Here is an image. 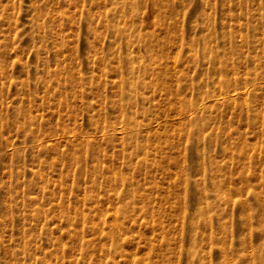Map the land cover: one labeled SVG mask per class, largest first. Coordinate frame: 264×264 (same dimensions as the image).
I'll return each instance as SVG.
<instances>
[{
	"label": "rangeland",
	"instance_id": "1",
	"mask_svg": "<svg viewBox=\"0 0 264 264\" xmlns=\"http://www.w3.org/2000/svg\"><path fill=\"white\" fill-rule=\"evenodd\" d=\"M0 264H264V0H0Z\"/></svg>",
	"mask_w": 264,
	"mask_h": 264
},
{
	"label": "bare ground",
	"instance_id": "2",
	"mask_svg": "<svg viewBox=\"0 0 264 264\" xmlns=\"http://www.w3.org/2000/svg\"><path fill=\"white\" fill-rule=\"evenodd\" d=\"M147 19V18H146ZM222 65V64H221ZM223 65H224V63H223ZM223 68V67H222ZM224 68H226V66H224ZM224 70V69H223ZM132 71V70H131ZM130 71V72H131ZM229 73V72H228ZM237 74V73H236ZM223 78V77H222ZM245 78V77H244ZM258 78V77H257ZM241 79V78H240ZM239 79V80H240ZM258 80V79H257ZM226 81H227V79H226ZM232 81V80H231ZM223 82H225V81H223ZM258 82V81H257ZM261 82V81H260ZM225 83H227V82H225ZM237 83V82H236ZM240 83V82H239ZM243 83H245V84H247V79H244L243 80V82H242V84ZM252 83H254V82H252ZM230 84H231V82H230ZM258 84V83H257ZM228 85V84H227ZM252 85V84H251ZM250 85V86H251ZM225 86V85H224ZM244 86H246V85H244ZM254 86V85H253ZM231 87V86H230ZM229 87V88H230ZM225 88V87H224ZM224 88H223V90H224ZM250 88V87H249ZM220 89V88H219ZM227 89H228V87H227ZM227 89H225L226 91L225 92H227ZM236 91H238V92H236V93H234L233 95H230V94H223V97L219 100V101H221V103H219V104H223V102H225V103H227L226 105H228V103L229 104H234V106H238V107H240V108H243L244 106H247L246 105V100L243 102V104L244 105H240V104H238L239 103V101L241 100V99H244V98H249L248 96H249V94H250V92L248 93V88H246V89H244V91H240V90H236ZM231 92V91H230ZM253 92V91H252ZM251 92V93H252ZM232 93V92H231ZM252 95L254 96V94L252 93ZM252 96V97H253ZM131 99V98H130ZM213 100H215V99H213ZM213 102V101H212ZM211 102V103H212ZM238 102V103H237ZM242 102V101H241ZM133 103V102H132ZM130 105V104H129ZM206 107V106H205ZM203 108H204V106H203ZM198 116V115H197ZM201 122V121H200ZM129 123V122H128ZM134 123V122H133ZM190 124V123H189ZM192 124V123H191ZM190 126V125H189ZM193 126V125H192ZM203 136V135H202ZM208 136H210V134L208 135ZM212 138L213 137H211V140H212ZM216 139V138H215ZM201 140V139H200ZM207 142V141H206ZM214 142V141H213ZM197 155V154H196ZM212 161V160H211ZM218 184V183H217ZM117 224V223H116ZM116 227H118V226H116ZM195 251V250H194ZM190 252V251H189ZM191 252H192V250H191ZM194 253V252H193ZM193 255V254H192Z\"/></svg>",
	"mask_w": 264,
	"mask_h": 264
}]
</instances>
